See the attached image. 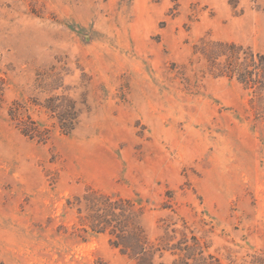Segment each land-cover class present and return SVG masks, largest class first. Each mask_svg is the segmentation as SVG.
I'll use <instances>...</instances> for the list:
<instances>
[{"label":"rangeland","instance_id":"1","mask_svg":"<svg viewBox=\"0 0 264 264\" xmlns=\"http://www.w3.org/2000/svg\"><path fill=\"white\" fill-rule=\"evenodd\" d=\"M232 42L264 52V0H0V264H134L89 189L141 198L153 241L184 219L223 264H264V113L210 54Z\"/></svg>","mask_w":264,"mask_h":264},{"label":"trees","instance_id":"2","mask_svg":"<svg viewBox=\"0 0 264 264\" xmlns=\"http://www.w3.org/2000/svg\"><path fill=\"white\" fill-rule=\"evenodd\" d=\"M210 54L219 75L236 78L251 92L252 101L256 102L264 113V52L232 42L216 43ZM0 95H3L1 84ZM45 107L57 119L63 133L74 129V117H65L67 108L61 113L51 105ZM69 112L76 114L75 108L72 107ZM9 113L25 134L44 137V133H48L47 128L41 129L37 122L25 119L20 102L13 103ZM66 119L71 123L69 128ZM47 133L45 137H48ZM78 200L80 212L83 205L90 211L89 223L92 232H107L111 244L119 248L134 264H223L221 258L208 251V243L198 236L184 219L181 227L176 226L178 221L172 222L171 219L166 223L168 219H162V233L153 241L142 224L144 207L141 198L122 197L89 189L79 196ZM166 254L173 257L172 261L157 263L158 259Z\"/></svg>","mask_w":264,"mask_h":264}]
</instances>
